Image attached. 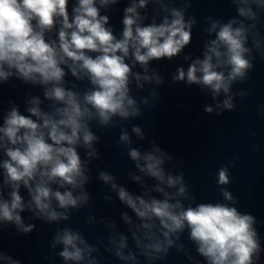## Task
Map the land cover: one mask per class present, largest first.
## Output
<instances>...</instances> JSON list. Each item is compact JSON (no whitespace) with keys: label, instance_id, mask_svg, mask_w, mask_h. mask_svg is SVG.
I'll use <instances>...</instances> for the list:
<instances>
[{"label":"clouds","instance_id":"9594fccd","mask_svg":"<svg viewBox=\"0 0 264 264\" xmlns=\"http://www.w3.org/2000/svg\"><path fill=\"white\" fill-rule=\"evenodd\" d=\"M229 2L235 15L205 17L201 55H183L187 67L171 76L173 85H195L210 94L214 106L204 105L203 112L215 116L235 111L236 98L251 95L233 88L247 83L257 57L264 61V0ZM120 3L0 0V86L17 80L42 90V96L26 92L23 112L12 99L0 111V231L11 227L27 236L35 221L55 225L44 260L61 264H102L101 249L119 264H160L172 249L189 264H264V236L257 227L264 221L241 211L227 187L234 163L217 170L221 199L198 202L184 172L177 171L183 160L132 123L160 100L165 78L152 62L172 61L192 42L198 25L188 14L192 0H127L117 33L110 13ZM257 115L264 117V105ZM117 128L116 145L133 165L127 179L139 191L95 163L102 158L96 130ZM144 141L149 147L134 146ZM93 167L108 189L104 200L123 206V230L115 219L89 211L86 223L105 233L90 242L70 221L91 208ZM0 264L23 262L0 247Z\"/></svg>","mask_w":264,"mask_h":264}]
</instances>
